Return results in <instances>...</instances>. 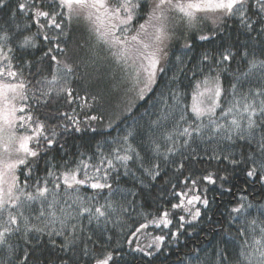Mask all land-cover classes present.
<instances>
[{
    "label": "snow or ice",
    "instance_id": "obj_1",
    "mask_svg": "<svg viewBox=\"0 0 264 264\" xmlns=\"http://www.w3.org/2000/svg\"><path fill=\"white\" fill-rule=\"evenodd\" d=\"M8 7L0 0V9ZM10 12L26 22L0 26V253L6 257L0 264H13L21 241L26 251L16 264H28L27 249L45 237L63 254L60 264H78V248L91 264H116L107 248L100 254L89 248L97 243L89 226L119 223L129 205L137 207L128 200L136 191L114 187L112 174L118 179L120 169L135 176V167L142 187L156 182L167 165L183 177L152 212L139 213L143 220L127 240L147 264L192 235L188 229L209 206L208 186L231 192L225 187L229 166L243 164L245 183L264 186V50L247 43L215 55L206 49L192 67L176 56L177 72L159 91L147 124L106 146L69 154L60 141L65 133L95 132L104 113L111 128L121 107L156 91L177 42L190 52L193 38L210 42L229 23L249 37H264V0H18ZM74 23L83 28L79 39ZM40 38L48 50L34 61L29 51L44 46ZM77 101L80 111L70 112ZM97 109L104 112L91 114ZM60 151L57 161L51 154ZM184 161H205L208 168L185 175ZM229 214L237 225L233 239L211 256L191 250L186 264H264V206L241 195Z\"/></svg>",
    "mask_w": 264,
    "mask_h": 264
},
{
    "label": "trees",
    "instance_id": "obj_2",
    "mask_svg": "<svg viewBox=\"0 0 264 264\" xmlns=\"http://www.w3.org/2000/svg\"><path fill=\"white\" fill-rule=\"evenodd\" d=\"M18 0H8L9 7L0 9V26L15 27L16 24L23 26L25 19L23 17H12L10 9H12ZM72 28L79 29L75 39H79V32L83 31L82 26H78L75 23ZM35 31V29H33ZM41 44H44L42 38H40ZM69 46L73 43L72 40L69 42ZM247 43L249 46L256 50H264V37L257 36L256 33H252L249 37L246 33L239 30V28L229 23L223 27V30L210 42H200L193 38V48L190 52L186 51L182 47V42H177L170 52L171 63L167 75L161 74L158 77L160 83L157 86L156 91L149 93L148 97L143 101H136L131 108L124 109L120 108V114L113 120L112 127H107L108 113L105 114V119L95 122L94 126L96 131L93 132L90 129L81 133H65L60 137L61 143L65 145V149L69 154L77 153L78 151H95L96 145L105 144L108 141H112L118 136L124 134V132L131 127H140L146 125L149 120V114L153 112V102L160 90H164L168 86V78L173 72H177L176 56H182L185 62L192 67L198 60L200 55L207 49L211 54L223 50L225 47H231L234 51L243 47ZM63 47V44L61 45ZM47 46L44 44L43 47L38 49L30 50L29 56L34 61H39L46 52ZM59 55L58 53H56ZM235 68V64L233 65ZM111 80V76L108 78ZM181 82L184 81L181 76ZM227 87V81H225ZM247 85H245L246 87ZM74 87L77 90H81L83 85L79 82L74 83ZM109 88H113V84H108ZM83 94V92H81ZM120 98H123V92H120ZM79 101L76 104L69 107L71 112L72 108H75L77 112L80 111L78 107ZM116 106V102H113L112 107ZM87 111V110H86ZM103 109H97L92 111L91 114L103 113ZM83 119V115L79 117ZM139 143V141H138ZM143 150V146L141 145ZM242 149L236 148L237 156L239 157ZM247 152V149H243ZM51 155H55L57 161L64 155L62 151L54 152ZM177 160L180 157H176ZM187 168L185 169V175L189 171H201L202 169L208 168V164L205 161L197 163L195 161H184ZM45 166L44 160L39 162L40 174L43 175V168ZM132 172H135V176L131 174L124 175V169H120L119 178L117 179V173L112 174V181L114 187H119L125 190L136 191V197H128V200H135L137 207L135 209L129 205V211L124 214L119 223L115 221L111 224H101L99 227L95 223L90 225L92 230L93 239L97 242L93 245L89 242V248L95 249V254L102 253L105 248L114 253L116 264H147L148 258L144 257L142 253L134 252L132 249L136 247L135 244L129 245L127 240L130 234L139 226L143 218L139 215L140 212H152L157 206V199H162L169 195L171 183H176L178 180H182L183 177L178 173H175L171 165L163 167L161 176L156 182L152 183L150 187H142L139 183L140 173L133 167ZM220 174H224L221 171ZM229 180L225 183V187H231V192L221 191L219 185L208 186L209 190L205 193L209 200L208 208H202V217L196 224L195 228H189L188 231L192 232L191 236L187 233L181 236L178 244L170 245L168 249L164 250L163 253H157L152 257L150 264H179L181 259L185 260L186 264V253H189L193 249L205 250L207 256H211L214 249L219 246L220 249L225 247V241H231L235 234L237 227L235 221L231 219L230 209L236 204L237 199L241 195H246L248 200L254 205L264 206V186L259 184L252 185L245 183L246 177L244 175V165L241 164L235 170H231L229 166L228 171ZM119 199V197H117ZM142 206V207H141ZM252 214L256 215V209H252ZM231 229V231H230ZM151 231V229H149ZM133 239H135L133 237ZM47 238H43L40 246L34 249H27L30 252L28 264H60V258L63 257L62 253L58 250L52 249L50 245L46 244ZM149 241V237L146 235H140V242L146 244ZM13 243H17L13 241ZM83 245H81V248ZM231 253V246H229ZM26 249L21 241L17 249L15 257H12L13 264H16V257L23 259ZM71 255V254H69ZM5 254L0 253V262L5 260ZM78 260V264H91L88 257H85L78 248L77 256L74 258Z\"/></svg>",
    "mask_w": 264,
    "mask_h": 264
}]
</instances>
